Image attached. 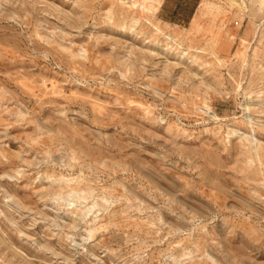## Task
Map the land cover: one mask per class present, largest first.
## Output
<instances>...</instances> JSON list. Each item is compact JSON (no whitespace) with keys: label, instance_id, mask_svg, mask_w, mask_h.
Segmentation results:
<instances>
[{"label":"rangeland","instance_id":"1","mask_svg":"<svg viewBox=\"0 0 264 264\" xmlns=\"http://www.w3.org/2000/svg\"><path fill=\"white\" fill-rule=\"evenodd\" d=\"M158 3L0 0V264H264V0Z\"/></svg>","mask_w":264,"mask_h":264},{"label":"crops","instance_id":"2","mask_svg":"<svg viewBox=\"0 0 264 264\" xmlns=\"http://www.w3.org/2000/svg\"><path fill=\"white\" fill-rule=\"evenodd\" d=\"M202 2L203 0H159L155 13L163 22L186 25L193 21Z\"/></svg>","mask_w":264,"mask_h":264},{"label":"bare ground","instance_id":"3","mask_svg":"<svg viewBox=\"0 0 264 264\" xmlns=\"http://www.w3.org/2000/svg\"><path fill=\"white\" fill-rule=\"evenodd\" d=\"M164 37H165L166 39L171 40V37H170V36L165 35Z\"/></svg>","mask_w":264,"mask_h":264}]
</instances>
